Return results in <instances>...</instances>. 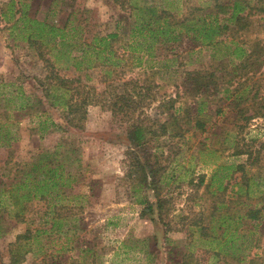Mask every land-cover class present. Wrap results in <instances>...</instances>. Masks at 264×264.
<instances>
[{
  "label": "rangeland",
  "instance_id": "1",
  "mask_svg": "<svg viewBox=\"0 0 264 264\" xmlns=\"http://www.w3.org/2000/svg\"><path fill=\"white\" fill-rule=\"evenodd\" d=\"M9 2L0 0V134L9 131L15 139L6 147L0 146V261L8 260L11 249L15 251L19 246L12 244L17 235L28 229L31 237L19 241V252L27 249L20 264H210L197 260L202 248L237 254L241 259L233 264H264V213L259 224L248 230L243 224L235 230L236 221L218 229L215 221L209 220L206 224L215 226L217 237L203 238L200 230L189 224L190 210L201 209L210 196L186 200L188 180L197 179L201 173L205 174V182H210L211 190L227 187L225 197L234 201L233 214H243L264 190V162L261 169L250 167L245 155L233 154L243 142L255 148L264 141V111L257 110L264 100V0H249L254 20L250 30L236 38L220 35L214 45L184 38L175 44H157L154 54L148 56L144 50L129 54V49L122 46L125 37L117 40L114 48L123 56L118 67L103 64L86 45L96 34H128V11L114 0H14L12 8ZM199 3L200 0H171L165 7L180 17ZM22 8L29 18L56 26L67 23L65 39L70 43H75L74 34L81 39L79 42L85 39V51L79 44L70 49V55L80 60L79 68L72 65L73 59L67 67L66 63H51L55 73L96 87L112 84L116 90H122L121 80L151 77L157 85V97L179 94L175 106L180 116L186 106L194 111L197 101L182 95L185 72L215 71L216 89L200 98L202 117L210 115L205 129L194 130L181 124L182 137L159 133L150 142V151L156 153L151 159H157L161 167L156 190L127 178L130 160L125 151L136 148L126 137L125 123L115 120L109 110L88 105L83 127L78 129L68 127L58 108L45 101L36 78L50 70L44 58L53 40L42 36L38 39L42 44L28 42V34L38 32L27 22L26 26L22 21L13 24ZM257 41L261 47L259 57L250 60L247 75L229 77L244 57L238 55L239 50L235 52L236 47L243 48L245 55ZM138 59L140 65L136 64ZM88 61L91 66L85 67ZM101 77L106 81L101 82ZM239 111L247 116L256 114L246 121L237 116ZM167 113L154 118V129L157 120L168 118ZM170 130L173 131L171 125ZM3 142L1 137L0 144ZM239 163H246L248 177L259 174L257 188L251 186L247 192L241 172L236 170ZM44 164H61L69 185L57 184L48 188L43 198L21 202L25 207L23 221H17L15 213L21 204H14V194L34 190L37 179L43 177ZM19 181L25 185L15 189ZM8 190H13L12 197ZM155 192L166 199L171 197L168 215L158 214ZM141 199L153 204L152 211L144 216L139 215ZM163 207L167 209V201ZM57 217L61 219L57 221ZM255 252L260 260L251 262ZM187 253L191 262H183Z\"/></svg>",
  "mask_w": 264,
  "mask_h": 264
},
{
  "label": "trees",
  "instance_id": "2",
  "mask_svg": "<svg viewBox=\"0 0 264 264\" xmlns=\"http://www.w3.org/2000/svg\"><path fill=\"white\" fill-rule=\"evenodd\" d=\"M166 1L171 0H114L122 9L128 11L129 21L125 23L128 34L122 36L118 32H111L105 35L96 34L92 37L89 43L86 44L85 39L79 42L81 39L77 34H74L75 43L66 41L65 26H56L43 21H39L36 18H29L26 16L24 8L19 9L20 15L13 24L17 21H22L23 26H26V22L30 23L31 28L38 33L28 34L27 40L29 43L41 42L42 36H49L53 40L52 44L48 46V56L44 58L46 66L50 69L44 77H37L36 82L42 87L43 97L50 106L58 108L64 119L65 124L68 127L81 129L86 119L87 106L88 105H100L102 108L109 110L115 120L125 123V134L129 142L135 146L136 149L128 148L125 151V155L128 161V167L126 169V176L131 183H138L145 188H152L156 190L160 184L161 167L158 165L157 159H151L156 153L150 151V142L154 135H161L167 133L172 135L183 136V131L180 132L181 124L190 125L194 130L203 131L205 122L210 118L207 115V119L202 117V101L200 98L203 94L208 93L210 90L214 91L217 85L216 74L211 69H193L185 72L186 85L182 92L184 97L192 96L195 98L196 107L194 111H191L190 106H186L183 115H178L176 101L180 97L167 96L157 97L154 89L157 87L156 83L151 77H143L142 79L131 77L126 80H121L122 90H116L112 84L96 87L81 83L79 78H66L52 69L50 64L63 63L65 67L71 64V59L74 61L72 65L76 68L80 63L77 57L70 55V49L74 44H79L81 50L86 49L82 46L87 45L88 49H91L103 64L108 66L118 67L122 63V57L117 54L114 48V42L117 40H123L122 46L129 49V54L144 50V52L151 56L153 55V48L157 44L165 43H178L184 38H189L201 45H214L215 39L223 34H228L231 37H238L242 33H246L252 28L253 19L252 7L249 6V0H200L201 3L190 7L180 17L176 16L171 10L165 7ZM14 0H10L9 6H14ZM248 9V10H247ZM263 9H261L262 11ZM258 41L254 47H250L248 53H245L243 48L236 47L239 56H244L240 63L236 64L232 71L229 73V77H235L240 75H247L248 67L251 64L250 60L258 58V53L261 47L258 45ZM70 47V48H69ZM132 58V57H131ZM253 62V61H252ZM140 65V60L136 62ZM88 63L85 67H90ZM108 74L109 73H104ZM101 82L106 81V77H101ZM112 88L110 89L109 88ZM256 92L253 94L255 99ZM30 106V104H29ZM150 110V111H148ZM258 111H264V100L259 104ZM169 111H171L169 113ZM245 111V110H242ZM242 111L237 113V116H242L244 120H249L255 116L244 115ZM168 112V118L155 122L156 129L153 128L154 118L162 113ZM184 119V120H182ZM53 125L59 127L52 122ZM169 125L173 128V131H169ZM186 130V129H185ZM10 132L6 131L0 134V138H4L5 142L0 146L6 147L10 140L15 137L10 136ZM137 150H140L142 155L145 156V161H141L140 154ZM234 155L243 154L246 156V163L250 167H257L261 169L264 162V141L260 143L258 147L252 148L244 142L238 147L234 148ZM246 163H239L236 166V170L241 172L243 182L246 184V190L249 192L251 186L258 187L257 176L248 177L246 175L245 165ZM38 168L41 166L35 165ZM47 167V168H46ZM41 175V179H37L34 190L27 191L26 193L14 194L16 202L14 204H21L15 213L17 221H23L22 212L24 211V205L21 202L29 200L31 198H43L47 195L48 188H52L57 184L68 186L67 179L63 176L64 168L61 164H55L49 166L44 164ZM46 168V169H45ZM37 169V168H35ZM260 172V171H259ZM169 179V177H168ZM66 180V181H65ZM25 183L19 181L15 185V189L20 188ZM189 189L186 192V200L192 201L194 198H204L210 196L206 205L199 210H190L191 214V226H195L200 230L203 238H216L214 234V227L217 226L221 229L223 226L227 227L230 221H236V227L239 228L241 224L245 225V229L255 228L262 219L264 213V190L259 191V198L255 204L249 205L243 214H233V202L231 199L226 198V186H219L216 190L210 189V182H205V174L201 173L197 179L190 178L187 183ZM1 193H5L1 189ZM9 196H13V190H8ZM156 195V207L158 214L170 213L172 208L170 207L171 197H162L159 192H155ZM205 199V198H204ZM167 201V209H164L163 205ZM140 203L143 207L140 211V216H144L150 213L153 208V204L146 199H141ZM19 205V204H18ZM186 218V217H184ZM61 218L57 217V221ZM215 221L217 225L210 227L206 222ZM169 223L167 222V231L170 230ZM211 228V232L208 229ZM243 228V229H244ZM224 229V228H223ZM222 234V233H221ZM31 237L30 230H26L24 233L17 235L15 242L12 244L19 245L21 239H29ZM222 235H219V238ZM230 244L233 239L229 238ZM19 246L13 251L11 249L8 260H1L0 264H20L25 260L26 250L19 252ZM183 262L190 261V253L184 254ZM212 260L210 261L209 257ZM189 257V258H188ZM197 260L204 263L207 261L210 264H233L240 261L239 256L233 253H221L212 248H202L197 252ZM258 253H253L251 262L260 260ZM233 262V263H232Z\"/></svg>",
  "mask_w": 264,
  "mask_h": 264
}]
</instances>
